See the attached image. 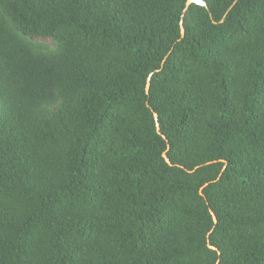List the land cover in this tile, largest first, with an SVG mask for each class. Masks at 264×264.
Returning <instances> with one entry per match:
<instances>
[{
    "label": "trees",
    "instance_id": "trees-1",
    "mask_svg": "<svg viewBox=\"0 0 264 264\" xmlns=\"http://www.w3.org/2000/svg\"><path fill=\"white\" fill-rule=\"evenodd\" d=\"M202 1L0 0V264H264V0Z\"/></svg>",
    "mask_w": 264,
    "mask_h": 264
},
{
    "label": "water",
    "instance_id": "water-1",
    "mask_svg": "<svg viewBox=\"0 0 264 264\" xmlns=\"http://www.w3.org/2000/svg\"><path fill=\"white\" fill-rule=\"evenodd\" d=\"M192 2H196V3H198V4L205 5V2H203L202 0H199V2H198V0H189L188 4H190V3H192ZM182 36H183V37L185 36V31H184V29H182ZM164 63H165V61H163V64H162V65H164ZM149 91H150V84L147 85V93H149ZM155 117H156V118L158 117L157 114H155ZM164 156H166V154H164ZM167 162L170 163V160L167 159ZM201 192H202V190H201ZM214 219H215V221H216V217H215V216H214ZM211 248L215 249V247H213V246H211Z\"/></svg>",
    "mask_w": 264,
    "mask_h": 264
},
{
    "label": "rangeland",
    "instance_id": "rangeland-1",
    "mask_svg": "<svg viewBox=\"0 0 264 264\" xmlns=\"http://www.w3.org/2000/svg\"><path fill=\"white\" fill-rule=\"evenodd\" d=\"M38 40H41V39H38ZM42 40H45V41L49 42L51 45H54L53 41L50 40V39H42Z\"/></svg>",
    "mask_w": 264,
    "mask_h": 264
},
{
    "label": "snow or ice",
    "instance_id": "snow-or-ice-1",
    "mask_svg": "<svg viewBox=\"0 0 264 264\" xmlns=\"http://www.w3.org/2000/svg\"><path fill=\"white\" fill-rule=\"evenodd\" d=\"M198 2H199V0H198Z\"/></svg>",
    "mask_w": 264,
    "mask_h": 264
}]
</instances>
